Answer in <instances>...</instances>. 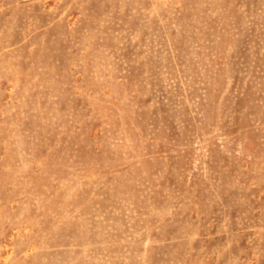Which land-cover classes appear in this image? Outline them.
<instances>
[{
    "label": "rangeland",
    "instance_id": "rangeland-1",
    "mask_svg": "<svg viewBox=\"0 0 264 264\" xmlns=\"http://www.w3.org/2000/svg\"><path fill=\"white\" fill-rule=\"evenodd\" d=\"M0 264H264V0H0Z\"/></svg>",
    "mask_w": 264,
    "mask_h": 264
}]
</instances>
